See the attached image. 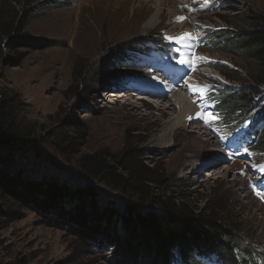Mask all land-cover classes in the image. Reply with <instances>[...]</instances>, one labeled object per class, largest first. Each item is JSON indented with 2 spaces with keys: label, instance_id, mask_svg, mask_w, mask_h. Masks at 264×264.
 <instances>
[{
  "label": "rangeland",
  "instance_id": "374dc122",
  "mask_svg": "<svg viewBox=\"0 0 264 264\" xmlns=\"http://www.w3.org/2000/svg\"><path fill=\"white\" fill-rule=\"evenodd\" d=\"M9 1L13 0H0V11ZM19 1L35 11L27 32L56 46L30 52L18 67L0 61V90L16 95L28 119L41 126L47 138L45 153L58 167L85 181L76 164L79 157L97 152L116 155L130 140L143 150L146 165L175 178L156 188L158 194L200 212L212 206L218 192L229 201V211L238 216L253 244L264 248V188L255 184L264 177L260 138L256 148L246 152L242 150L250 147L253 136L238 144L242 150L226 147L224 132H231L237 121L228 126L214 103L206 102L216 93L210 91L207 98L211 87L218 91L244 87L217 65L239 69L244 76L248 68L239 57L204 45L209 32L226 28L227 23L246 28L252 12L264 14V0ZM185 35L190 36L189 44H184ZM163 37L179 54L173 64L160 65L155 54L147 57L138 49L125 50V63L113 62L125 45ZM81 66L90 68L86 77H80ZM149 92L161 97H150ZM175 92L185 94L194 114L177 127L172 123L178 109L172 113L167 109ZM75 119L82 124L79 131L70 129ZM68 138H74L71 148ZM62 150L65 154L59 156ZM49 175L64 182L69 177L56 170ZM117 197L119 202L113 203L121 205ZM43 217L30 209L23 220H1L0 264H108V249L86 247L76 233L53 220L48 226Z\"/></svg>",
  "mask_w": 264,
  "mask_h": 264
},
{
  "label": "trees",
  "instance_id": "16d2710c",
  "mask_svg": "<svg viewBox=\"0 0 264 264\" xmlns=\"http://www.w3.org/2000/svg\"><path fill=\"white\" fill-rule=\"evenodd\" d=\"M23 6L13 0L0 11V61L10 67L20 66L30 52L56 46L27 32L35 11ZM227 25L209 32L204 45L245 62V76L239 69L216 67L244 87L224 92L212 89L216 93L206 102L214 103L228 126L237 121L231 132H224L225 146L239 147L244 137L253 136L245 151L256 148L260 138L258 147L264 152V14L252 12L246 28L236 22ZM174 47L165 37L145 39L125 45L113 62L125 63L126 49L173 61L178 59ZM86 68L81 66L80 77L90 72V68L84 72ZM17 98L0 90V223L23 220L32 209L44 216V224L53 225V220L76 233L86 247L108 249V264H264V248L253 244V238L237 222L238 216L229 211V201L218 192L212 206L200 212L158 194L156 188L175 178L159 167L146 165L145 154L135 142L126 140L116 155L97 152L79 157L76 164L85 181L68 174L45 153V133L28 119ZM81 128L78 119L72 121L70 129ZM66 135L60 136L63 142ZM68 139L71 148L74 138ZM65 151H59V156ZM51 170L68 175L67 181L49 175ZM256 183L263 185L264 181ZM117 195L121 205L113 203L119 202Z\"/></svg>",
  "mask_w": 264,
  "mask_h": 264
},
{
  "label": "bare ground",
  "instance_id": "6f19581e",
  "mask_svg": "<svg viewBox=\"0 0 264 264\" xmlns=\"http://www.w3.org/2000/svg\"><path fill=\"white\" fill-rule=\"evenodd\" d=\"M163 1H167V0H155V2L157 4H161ZM180 5H183L182 2H179ZM189 33V32H188ZM186 36V35H185ZM188 40V43H184V44H189L190 43V39H184ZM205 74H208L207 76H211V72H204ZM155 82V81H154ZM162 97H166L165 94H162ZM168 107V108H167ZM166 108L171 112V111H175L176 109H178V114L176 119L174 120V123H172L173 127H177L181 124H183V122H187L186 117H191L193 118L194 114H193V106L191 104V102L188 100V98L185 96L184 93H179V92H175V94L172 95L171 98V104L169 106H167ZM172 113V112H171ZM174 115V114H173ZM197 115V114H196ZM172 127V128H173Z\"/></svg>",
  "mask_w": 264,
  "mask_h": 264
},
{
  "label": "snow or ice",
  "instance_id": "6c2138e0",
  "mask_svg": "<svg viewBox=\"0 0 264 264\" xmlns=\"http://www.w3.org/2000/svg\"><path fill=\"white\" fill-rule=\"evenodd\" d=\"M188 38H190V36H185V37L182 38V39H188ZM177 42H180V40H178ZM198 91H199V90H198ZM209 119H211V117H210Z\"/></svg>",
  "mask_w": 264,
  "mask_h": 264
}]
</instances>
